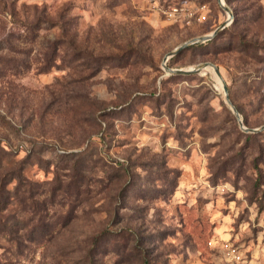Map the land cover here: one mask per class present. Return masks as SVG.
I'll return each mask as SVG.
<instances>
[{
  "label": "rangeland",
  "instance_id": "obj_1",
  "mask_svg": "<svg viewBox=\"0 0 264 264\" xmlns=\"http://www.w3.org/2000/svg\"><path fill=\"white\" fill-rule=\"evenodd\" d=\"M226 3L232 22L168 65L215 63L260 127L264 0ZM195 4L207 20L163 12ZM227 18L218 0H0V180L25 177L0 264H264V130L244 135L213 69L163 67Z\"/></svg>",
  "mask_w": 264,
  "mask_h": 264
},
{
  "label": "water",
  "instance_id": "obj_2",
  "mask_svg": "<svg viewBox=\"0 0 264 264\" xmlns=\"http://www.w3.org/2000/svg\"><path fill=\"white\" fill-rule=\"evenodd\" d=\"M218 2L222 6V8L228 13L227 20L224 21L221 25H219L213 32H211L209 34H205V35H201L198 37L191 38V39L185 41L184 43H182L181 45H179L178 47H176L174 50L167 53L163 59V67L168 74H187V73L200 71V70L207 69V68H212L213 71L215 72L216 76L219 78V80L222 83V89H223L225 101L229 105V107L231 108L235 117L237 118L240 127L245 132L256 133V132L263 131L264 125H261L260 127L253 128V127H247L244 124V120L241 116L240 111L238 110V108L236 107V105L234 104V102L232 101V99L230 97L228 85H227L219 67L215 63L210 62V61L202 62V63H200V64H198L192 68H172L168 65V60L170 58H172L173 56H175L176 54H178L180 51H182L185 48H188L189 46H191L193 44L204 43V42H207L209 40H212L213 38H215L218 35V33L221 30L225 29L232 22L233 16H234L233 10L226 3V0H218Z\"/></svg>",
  "mask_w": 264,
  "mask_h": 264
},
{
  "label": "built area",
  "instance_id": "obj_3",
  "mask_svg": "<svg viewBox=\"0 0 264 264\" xmlns=\"http://www.w3.org/2000/svg\"><path fill=\"white\" fill-rule=\"evenodd\" d=\"M163 12L170 21L187 25L193 20H198L200 22L207 20L210 9L207 4H195L170 6ZM228 255L230 258L239 260L241 258V251L237 247H230Z\"/></svg>",
  "mask_w": 264,
  "mask_h": 264
},
{
  "label": "trees",
  "instance_id": "obj_4",
  "mask_svg": "<svg viewBox=\"0 0 264 264\" xmlns=\"http://www.w3.org/2000/svg\"><path fill=\"white\" fill-rule=\"evenodd\" d=\"M226 1L229 4H232L236 0H226ZM203 45L204 44H201V46H203ZM255 46H256L257 49L262 48L264 50V43L262 45L256 44ZM185 49H183V50H185ZM180 52L178 54H176L175 56H173L171 58V60L175 62L177 60L178 56L180 55ZM180 75H182V74H173L172 76H180ZM230 97H231V95H230ZM231 99H232V97H231ZM232 101H233V99H232ZM236 107L238 108V110L241 113H243L241 111V109L239 108V106L236 105ZM243 119H244V124L249 125L247 119L245 118V116H244ZM244 135H246L247 138H252L256 134L255 133H251V132H247V133H244ZM12 181H16L17 190H19V189L21 190L22 186L24 185V181H25V177L23 175V167L22 166H20V165L16 166L12 170H10V171H8V172H6V173H4L2 175V178L0 180V210L6 209L9 206L10 202H11V198L12 197H11L10 191L8 190V185ZM257 184L260 185L261 183H257Z\"/></svg>",
  "mask_w": 264,
  "mask_h": 264
},
{
  "label": "bare ground",
  "instance_id": "obj_5",
  "mask_svg": "<svg viewBox=\"0 0 264 264\" xmlns=\"http://www.w3.org/2000/svg\"><path fill=\"white\" fill-rule=\"evenodd\" d=\"M208 69V68H207ZM212 69V68H211ZM218 78V77H217ZM218 82H219V84H220V86H222V83H221V81L219 80V78H218Z\"/></svg>",
  "mask_w": 264,
  "mask_h": 264
}]
</instances>
